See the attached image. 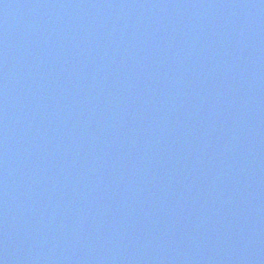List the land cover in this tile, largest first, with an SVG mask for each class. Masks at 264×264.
I'll list each match as a JSON object with an SVG mask.
<instances>
[{
    "label": "water",
    "instance_id": "obj_1",
    "mask_svg": "<svg viewBox=\"0 0 264 264\" xmlns=\"http://www.w3.org/2000/svg\"><path fill=\"white\" fill-rule=\"evenodd\" d=\"M0 264H264V0H0Z\"/></svg>",
    "mask_w": 264,
    "mask_h": 264
}]
</instances>
